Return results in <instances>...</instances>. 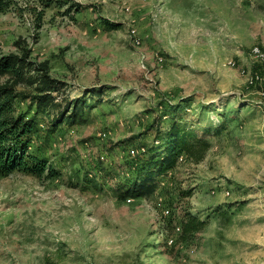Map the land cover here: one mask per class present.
<instances>
[{
    "label": "rangeland",
    "instance_id": "374dc122",
    "mask_svg": "<svg viewBox=\"0 0 264 264\" xmlns=\"http://www.w3.org/2000/svg\"><path fill=\"white\" fill-rule=\"evenodd\" d=\"M9 2L0 14V55L31 49V60L48 61L64 84L58 101L93 106L88 120L51 136L37 117L30 150L60 174L0 176V264L264 257V62L251 56L264 51V0ZM254 75L260 79L252 82ZM15 104L35 115L29 100ZM174 121L209 132L206 157L195 163L181 155L155 193L120 199L117 188L135 174L127 162L162 153ZM173 210L206 219L205 238L178 241L181 227L167 226Z\"/></svg>",
    "mask_w": 264,
    "mask_h": 264
},
{
    "label": "trees",
    "instance_id": "16d2710c",
    "mask_svg": "<svg viewBox=\"0 0 264 264\" xmlns=\"http://www.w3.org/2000/svg\"><path fill=\"white\" fill-rule=\"evenodd\" d=\"M10 6L9 0H0V14L8 11ZM17 44L21 45L20 41ZM21 85L34 86L35 92L21 91L19 89ZM63 85L60 80L51 75L48 61L37 63L31 60V49L23 46L20 53L0 55L1 177L8 176L15 171L41 178L46 171L51 176L60 174L48 158L32 152L29 144L32 136L40 130L38 115L45 118L49 136L55 134L64 123L74 125L88 120L93 105L89 104L85 98L68 101L66 104L57 100L56 93ZM92 93L101 94L100 91ZM19 99H27L36 105L34 116H30V113L16 106L15 102ZM191 126L174 121L162 137L164 145L162 153L155 152L150 157L147 154L137 156L135 160L139 162L136 165L134 164L136 162H127L135 174L130 180L119 185L118 197L120 199L139 198L155 193L158 186L157 179L175 168L181 155H185L195 163L201 162L212 147L207 137L209 132L198 133L192 129L194 125ZM221 129L218 128L217 131L221 133ZM219 133L216 132V134ZM183 214L180 217L174 211L171 217L169 216L167 226L176 231L180 226L177 240L191 243L203 230L206 221L190 212Z\"/></svg>",
    "mask_w": 264,
    "mask_h": 264
},
{
    "label": "bare ground",
    "instance_id": "6f19581e",
    "mask_svg": "<svg viewBox=\"0 0 264 264\" xmlns=\"http://www.w3.org/2000/svg\"><path fill=\"white\" fill-rule=\"evenodd\" d=\"M251 56L257 60L264 62V51L260 49L259 47H256L252 50ZM231 63L235 64L234 62H231ZM258 79H260L259 75H254L251 77L252 82H255Z\"/></svg>",
    "mask_w": 264,
    "mask_h": 264
},
{
    "label": "crops",
    "instance_id": "0c3cea01",
    "mask_svg": "<svg viewBox=\"0 0 264 264\" xmlns=\"http://www.w3.org/2000/svg\"><path fill=\"white\" fill-rule=\"evenodd\" d=\"M226 191H229L230 192V194L229 195H231V191L230 190H226ZM224 196H226L225 195V193H224ZM229 199H227V200H224V201H221V202H224V203H229ZM231 213V212H230ZM225 214H228V213H225ZM203 220H205L206 221V223H207V220L206 219H203ZM205 226H206V224H205ZM205 226H204V228H203V230L198 234L199 236H203L204 237V235H203V231L205 230ZM205 238V237H204ZM214 240H216V236H214ZM252 264H264V257H262V256H260L257 260H255L254 261V263H252Z\"/></svg>",
    "mask_w": 264,
    "mask_h": 264
}]
</instances>
